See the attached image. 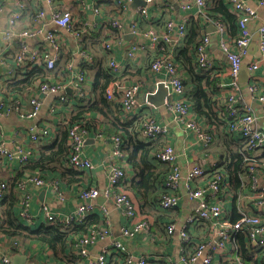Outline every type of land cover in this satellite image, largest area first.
Here are the masks:
<instances>
[{
  "label": "built area",
  "instance_id": "built-area-1",
  "mask_svg": "<svg viewBox=\"0 0 264 264\" xmlns=\"http://www.w3.org/2000/svg\"><path fill=\"white\" fill-rule=\"evenodd\" d=\"M5 0H0V11ZM133 0H116L117 13L106 24L118 33L101 41V46L107 51V70L113 73H119L123 69V62L117 61L113 55L114 45L120 44L124 38V23L120 20L121 12L128 9V5ZM150 2L151 0H145ZM213 0H193L192 4L196 6L197 15H202L208 23L216 27L219 36V46L228 61L229 83L219 82V88L231 87V92L223 96L220 101L222 110L218 111L227 125L230 133L238 134L241 152H245L244 161L246 169L251 177L257 170L255 163L256 152L264 146V132L258 123L255 111L250 105L241 103V91L238 83V75L243 64L244 58L248 54L252 41V34L249 23L256 16L255 8L245 0H228L237 17L238 34L227 39L226 24L220 17L211 18L206 15L207 8ZM46 3L49 7V20L54 29H49L45 33V38L50 45L49 49H31L29 41L41 31L40 23L46 14L41 4ZM79 2L83 8H88L94 16L101 13V9L107 0H92L90 4ZM257 4L264 5V0H256ZM189 3H182L183 8L189 7ZM27 16L29 24L22 28H17L16 24ZM148 17V10L145 6L136 9V18L130 23L128 30L135 37L142 36L148 38L151 45L159 43H172L180 45L182 38L186 35V24L184 21L175 23L168 19L160 32L153 28L142 30L139 22ZM98 21L83 20L79 25L73 17L70 7L58 3L56 0H15L14 9L11 11L4 29L1 31L0 38V65H6L9 62L7 52L13 51V66L6 73L0 74V92L5 89L6 84L24 77V75L34 67L41 65L48 70L57 68V63L61 55V44L57 29L65 30L71 33L77 45L90 31L98 26ZM176 32L173 34V29ZM208 37L203 36L194 48L195 62L201 70H211L213 68V58L207 50ZM176 43V44H175ZM143 46L136 39L131 43L129 49L124 52V59L136 63L137 57L142 52ZM79 55L83 62L92 63V55L79 48ZM264 68V23L259 27L257 38V55L249 62V70L254 73L258 67ZM152 72L163 71L165 78L158 80L163 83L168 92L164 98L163 105L171 115V118L177 121L182 127L191 132L195 140L203 147L207 148L214 141V133L201 125L194 119L186 103L185 85L182 77V67L175 60L172 53H160L149 67ZM85 73L78 71L75 75L70 76L68 83L51 81L48 78L38 79L36 88L30 94L29 108L23 109L16 105L15 109L23 118H34L38 115L41 107V97L47 95H56V104H70L68 94L65 92L67 85L72 89L73 97L78 98L83 95L82 83L85 80ZM145 81L142 79L133 82H126L122 79L110 81L105 88V97L107 99H119L121 102L122 116L125 119L136 117L138 134L143 141H154L160 143V147L155 152V158L162 162L168 172L165 176L163 185L164 190L159 194L158 206L163 210L173 209L178 205L180 197L184 196L189 201H195L192 211L186 217V220L178 224L175 221L166 225V231L169 235L176 234L181 241L180 259L178 262L171 261L168 264H194L201 259V264H212L214 255L225 250L226 244L235 241L237 232H246L247 242L258 249V255L261 264H264V214H249L244 210L239 211V217L232 220L224 216L223 203L221 199L222 191L226 186V173L221 164L214 162L206 169L196 163L183 172L178 164V153L175 148L162 142V138L168 131L166 125L158 122L152 113H143L141 104H151L146 98L143 102H138L137 94L141 87H144ZM155 87L148 90L145 95L155 92ZM32 90V89H31ZM248 90L256 93V100L262 105L264 113V94L257 93L254 86ZM30 91V90H29ZM152 105V104H151ZM216 107V106H215ZM9 110V109H8ZM7 112V102L0 97V112ZM29 128L30 139L34 145L40 140H45L49 135V127L44 126ZM67 145L68 155L66 165L76 171H87L92 169L91 160L83 155V147L88 134V128L82 121L71 123L67 126ZM102 136V134H98ZM109 138V155L110 160L105 163L106 184L102 187L86 186L79 191V202L75 209L62 218H57L50 212V208L42 204L41 211L44 218L49 221H61L65 225L82 224L87 215L98 207L101 211V223L88 226L84 232L75 236L73 247L74 254L80 258H88V247L97 241L108 238L99 253L95 254L86 264H111L108 260L110 252L114 251L123 258L121 264H148L145 256L136 257L129 253L123 237H132L139 232L148 233L151 229L152 219L148 215L142 214L136 201L129 195L124 181L128 168V158L123 150V141L119 133L110 134ZM161 143H163L161 145ZM32 155V150L15 143L14 148L7 147L0 141V159L12 160L17 157L20 164L25 163ZM51 185L52 189L63 199V194L59 190L58 180L46 181V179L37 173L27 172L17 179L15 186L19 189L21 197L19 199L20 216L27 222L33 219L29 210L32 201V195L27 190L28 186H46ZM8 185L0 181V199L5 195ZM261 199L264 197V191L261 189ZM103 197L104 200L110 201L125 219L121 225L120 237H111V231L108 227L107 208L104 204L96 206L94 203L97 197ZM264 203L261 201V203ZM207 223L210 227L211 236L209 239H194L193 229L199 224ZM1 224V214H0ZM23 249L22 243L10 237L9 240H0V264H14L11 252L15 251L20 254ZM43 264H59L56 262H45ZM114 264V263H113Z\"/></svg>",
  "mask_w": 264,
  "mask_h": 264
},
{
  "label": "crops",
  "instance_id": "crops-1",
  "mask_svg": "<svg viewBox=\"0 0 264 264\" xmlns=\"http://www.w3.org/2000/svg\"><path fill=\"white\" fill-rule=\"evenodd\" d=\"M58 3L64 4L70 7L73 17L80 25L85 19L90 21H98V26L94 30L90 31L81 40V44L77 45V41L74 36L65 30L57 29L59 33V39L61 44V55L58 60L59 68H56L52 72H47L45 77L51 81H59L68 83L70 76L75 75L76 72L82 71L85 73V80L82 83L83 99H90L93 88V78L98 71L107 70V51L102 48L101 41L109 38L113 35V30L106 24V21L111 19L117 13L116 0H107L104 7L101 9V13L94 16L91 11L83 8V5L79 0H56ZM85 4H90L92 0H82ZM142 5L133 4V1L128 5V9L121 12L120 20L124 23V38L120 44L114 45L113 55L117 61L123 62V69L117 75L122 74V80L126 82H133L138 79L145 81L144 87L139 89L137 94L138 102H143V96L148 90L155 87L158 80L165 78L163 71L152 72L150 69H144V62L148 55H152L158 51V45H151L148 38L135 37L129 32V23L136 18V9L141 6H145L148 10V17L139 22V26L142 30L153 28L155 31L160 32L165 22L168 19H172L175 23L184 21L186 24V34L188 32V21L191 18H196L197 9L192 4L193 0H151ZM224 5L227 6L228 10L234 15V11L228 0H221ZM247 3L252 5L256 10V16L249 23V28L252 34L251 45L248 50L247 56L244 58L243 65L238 75V83L241 91V103L250 105L258 119V123L264 132V113L262 105L256 100V93H252L248 90L250 86H254L257 93L264 94V68L263 66L258 67L252 73L248 66L249 62L254 59L257 55V38L259 27L264 23V5L260 6L256 0H245ZM15 0H5L0 11V38L2 36L1 31L6 25V21L14 9ZM182 3H189L190 6L187 8L182 7ZM46 14L45 18L40 22L41 31L35 37V39L29 41L31 49H49L50 45L48 40L45 38V33L49 29H54L53 24L49 20V7L46 3L41 4ZM217 16H220L217 14ZM236 16V15H235ZM221 17V16H220ZM237 18V17H236ZM224 20V17H221ZM29 24L27 16H23L20 21L17 22L16 27L22 28ZM226 24V38L230 39L238 34L237 20L235 24L225 22ZM214 24L208 23L203 17L201 18L199 33L200 36L208 37L207 50L213 58V68L209 71L211 78L215 79V82H211L207 89L212 94V97L218 100L219 108L216 110H222L220 101L223 96L228 95L231 92V87L225 85L224 88L216 86L219 82L229 83L230 76L228 74V61L225 54L219 46V36L215 29ZM176 29H173V34ZM186 36V35H185ZM185 38V37H184ZM138 40L143 46L142 52L137 57V62L126 61L123 57L124 52L129 49L132 42ZM256 40V48H253V41ZM180 45H174L180 47ZM176 44V43H175ZM174 47V48H175ZM79 48L92 55V63H84L79 55ZM252 49V53L251 50ZM173 51L170 53L173 55ZM194 49L192 50V67H195V71L199 72V69L195 62ZM7 56L9 62L6 65H0V74L6 73L13 66L12 56L13 51H8ZM249 55V56H248ZM182 67V77L185 85V92L190 89L189 73L187 68ZM44 79V78H42ZM219 81V82H218ZM218 82V83H217ZM36 83L32 90L22 91V93L12 92L7 93L5 89L0 92V97H3L7 102V112H0V141L3 142L7 147L14 148L15 143L22 145L23 147L32 150V155L29 159H33L38 156L40 148L46 145L52 144L56 137L61 131H63L69 124L66 122L70 119L72 111L81 103L79 98L73 97L72 89L70 85H67L66 93L70 104H56V95H47L41 97V107L39 113L34 118H23L19 115V112L15 109L18 104L23 109L29 108V97L30 94L35 90ZM69 89V90H68ZM6 94H5V93ZM81 98V99H82ZM143 98V99H142ZM191 116L196 119L201 125L207 127L214 133V141L211 146L205 148L199 144L193 134L185 130L182 125L171 118L170 113L164 105L155 107L153 105L140 103L141 111L143 113H152L153 117L160 123L167 126L168 131L162 138V142L172 145L178 153V164L183 172L190 168V166L198 163L202 167L208 169L212 163L220 162L222 166L227 165L230 162L231 154L234 152H241L239 143V136L235 133H230L227 129L226 122L221 116H218L217 123H209L207 118L203 115L197 114L191 107V102L187 99ZM9 109V110H8ZM87 116L93 117L95 125L88 128V134L83 147V155L89 158L93 164L92 169L87 171H80L82 174L81 181L67 182L61 173V168L56 167L54 169H47L43 171H30L23 170L22 175L27 172L37 173L42 175L46 181L58 180L59 190L63 194V199H59L55 190L52 189L51 185L46 186H28L27 190L32 195V201L30 204V214L32 216L31 222L25 221L20 216L19 199L21 193L13 183V179L16 174L21 170V164L15 156L12 160L0 159V181L7 183L8 188L5 191V195L0 199V207L6 203L9 195L14 193L15 197L18 198V202L14 205V212L18 217V221L26 226H29L32 230L38 229L43 225H49L55 223V221H47L41 211L42 204L47 205L50 208V212L57 218H62L64 215L72 212L79 202V191L86 186H98L102 187L106 184L105 176V163L110 160L109 155V138L110 134L120 133L115 132L116 127L109 123L104 116L96 112H88ZM122 122L127 120L124 117H120ZM103 121V123H101ZM128 122V121H127ZM105 123V124H104ZM36 126L41 128L44 126L49 127V135L45 140H40L34 145L30 139L29 128ZM36 128V129H37ZM104 130L106 133H104ZM102 134V136H98ZM140 138V136H138ZM141 139V138H140ZM142 140V139H141ZM163 143H161L162 145ZM239 152V153H240ZM127 156V155H126ZM255 163L258 166L257 170L254 171L253 177L247 174V171H243L239 174V180L241 185L234 187L231 182L230 175L226 174V186L222 191L221 199L223 203L224 216L230 219L234 218L235 215L239 216V211L244 210L249 214H264V197L261 199V189L264 191V146H262L255 154ZM128 158V157H127ZM66 165V160L63 163ZM127 182L129 184L132 171L127 168L126 172ZM20 178V177H19ZM18 178V179H19ZM230 180V181H229ZM129 190V195L136 201L139 206V210L142 214L148 215L152 219L151 229L148 233L139 232L132 237H123V241L127 246L129 253L136 257L145 256L148 260V264H168L171 261L178 262L180 259L181 241L176 235H169L166 231V225L169 222L175 221L178 224L183 223L186 217L192 211L195 205V201H189L186 197L182 196L179 199L178 205L169 210H163L154 201L148 200L143 206L135 199L134 193ZM158 192V190H157ZM94 203L96 206L104 204L107 208L108 215V227L111 231V237H120L121 225L126 224L125 219L120 215L118 209L110 202L104 200L103 197L99 196L95 199ZM141 205V208H140ZM4 206V205H3ZM1 207V209L3 208ZM93 219L96 223H101V211L96 207L92 213ZM95 214V215H94ZM88 225V226H90ZM87 226V227H88ZM88 229V228H87ZM67 231V245L64 248V258H60L53 249L41 243L34 238H20L17 236H9L7 234L0 233V240H9L13 237L19 240L23 249L20 251L21 255H26L27 259L24 264H43L45 262H56L59 264H86L87 259L93 257L99 253L101 247L108 242V238L100 240L88 247V258H80L74 254V239L75 236L84 231H77L73 229ZM193 238L198 240L209 239L211 236L210 227L207 223L199 224L193 229ZM250 250L248 255L241 257L238 251V245L236 240L226 244L225 250L216 253L212 264H261L258 249L255 246L247 242ZM13 255L17 254L15 251L11 252ZM108 260L111 264H121L123 258L114 251L110 252ZM257 261V262H256ZM181 264V263H179ZM194 264H201L199 259Z\"/></svg>",
  "mask_w": 264,
  "mask_h": 264
},
{
  "label": "trees",
  "instance_id": "trees-1",
  "mask_svg": "<svg viewBox=\"0 0 264 264\" xmlns=\"http://www.w3.org/2000/svg\"><path fill=\"white\" fill-rule=\"evenodd\" d=\"M217 14L224 17L225 22L227 21L231 24H235L237 20L236 16L228 10L227 6L224 5L221 0H213L206 10V15L208 17H220L217 16ZM202 17V15H199L188 21V32L186 36L184 35L185 38L183 37V43L180 47H175L172 43H159V48H157L158 51L146 57L144 69H148L160 53H170L171 50H174L173 57L180 65L187 68L189 73L190 89L186 93L187 99L191 102L193 111L205 116L209 123H217L219 121L217 117L218 110H216L219 108L218 100L214 99L210 91L207 89L211 82H215V79L211 78L209 73L210 70H200L197 72V70L195 71V67H192V50L202 39L199 33ZM112 30L113 35L118 33L117 30ZM84 63L88 64L87 62ZM58 66L59 64L57 63V67ZM52 71L53 70H48L41 65H34L24 77L6 84L5 92L12 93L15 91L22 93V91L30 90L38 79L45 78V74ZM123 72L116 76V74L109 69L106 71H98L93 78V88L90 99L79 98L81 103L72 111L70 119L66 122V125L82 121L86 128H90L93 124L95 125V121L93 117L87 116L86 113L97 111L104 116L109 123L116 127L114 129L116 130L115 132L120 131L119 134L123 141V150H125L128 157V168L133 174L129 184L127 179H125L124 185L127 190L130 189L134 193L135 199H137V201L143 206L148 200L154 201V203L158 202L157 199L159 194L164 190L163 182L168 172V168L155 158V152L160 147V143L141 140L138 137V130L134 123L136 117L126 119L128 122H122L120 118L122 116V108L119 99L116 98L109 100L104 95L107 84L110 81L122 79ZM101 123H103V121ZM66 129L67 128L59 133L52 144L41 147L37 157L28 159L25 163L21 164V170L13 179L14 184L17 179L21 177L20 175L23 170L43 171L54 169L56 167L61 168L63 177L69 183L81 179L82 174L80 171L73 170L69 166L63 164L68 155ZM102 131L106 133L104 130ZM239 152L232 153L230 162L227 165H224L222 169L227 175H230L234 187H239L241 185L239 174L246 169V163L244 161L245 152ZM218 163L220 165V162ZM17 200L18 198L15 197L14 193H11L6 200V203L3 204L4 206L2 205L3 208L1 209L2 206L0 207V233L9 236L14 235L24 239L34 238L35 240L50 246L62 259L64 258V248L67 245L66 230L73 229L80 232L85 231L88 225L96 223V220H98L93 219V215L89 214L85 217L82 224L68 226L61 221H55V223L43 225L38 229L32 230L29 226L18 221L19 219L14 212V205L18 202ZM238 217L235 215L232 220H236ZM235 235L240 256L245 257L248 255V250H250V247L247 244V234L246 232H237Z\"/></svg>",
  "mask_w": 264,
  "mask_h": 264
},
{
  "label": "water",
  "instance_id": "water-1",
  "mask_svg": "<svg viewBox=\"0 0 264 264\" xmlns=\"http://www.w3.org/2000/svg\"><path fill=\"white\" fill-rule=\"evenodd\" d=\"M136 2H137L136 5H142V3H144L143 0H133V4L136 3ZM212 28L215 29V27H213V26H212ZM255 43H256V40L253 41V45H252L253 48H256ZM250 51L252 53V49ZM167 92H168V88L163 83H158L156 85V87H155V92L154 93H149V94L143 96V98H146L147 101L149 103H151L153 106L158 107V106L163 105L164 98H165ZM26 259H27V257L24 254L23 255L15 254L12 257V261H13L14 264H24Z\"/></svg>",
  "mask_w": 264,
  "mask_h": 264
},
{
  "label": "rangeland",
  "instance_id": "rangeland-1",
  "mask_svg": "<svg viewBox=\"0 0 264 264\" xmlns=\"http://www.w3.org/2000/svg\"><path fill=\"white\" fill-rule=\"evenodd\" d=\"M58 68V67H57Z\"/></svg>",
  "mask_w": 264,
  "mask_h": 264
}]
</instances>
